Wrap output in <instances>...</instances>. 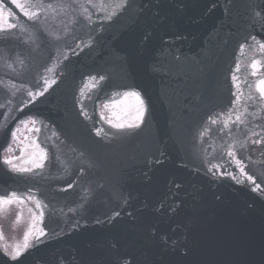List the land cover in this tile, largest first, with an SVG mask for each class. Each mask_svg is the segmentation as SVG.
Returning <instances> with one entry per match:
<instances>
[{
  "label": "water",
  "instance_id": "1",
  "mask_svg": "<svg viewBox=\"0 0 264 264\" xmlns=\"http://www.w3.org/2000/svg\"><path fill=\"white\" fill-rule=\"evenodd\" d=\"M18 2L41 15L0 0V195L47 235L11 260L40 210L0 206V264H264V0Z\"/></svg>",
  "mask_w": 264,
  "mask_h": 264
},
{
  "label": "snow or ice",
  "instance_id": "2",
  "mask_svg": "<svg viewBox=\"0 0 264 264\" xmlns=\"http://www.w3.org/2000/svg\"><path fill=\"white\" fill-rule=\"evenodd\" d=\"M13 3H15L18 8H20V10L23 13V15L26 16L29 20H32L35 24L39 23V18H40V15H41L40 11H32V12L26 11L24 5L19 3L18 0H13ZM127 6H128L127 0H125L124 7H127ZM49 7H51V5H49ZM86 10L87 9H85V11ZM262 11H264V10H262ZM9 15H11V13H9ZM255 15H260V13H255ZM88 19H90V17H88ZM262 26H264V25H262ZM9 27L11 29V28H15L16 26L14 24H10ZM3 31H5V29L0 27V32H3ZM252 40L256 41V37L253 36ZM256 43L258 45L260 53L264 54V43H261L260 41H256ZM259 63H260L259 60H254L252 62V64H251V67L255 70ZM236 71L237 72L239 71V65H237ZM252 74L255 75V71H253ZM100 79L103 80L104 77H100ZM232 79H233L234 86L239 91V83H238L239 78L235 74H233ZM44 83L47 85L49 82L47 80H45ZM249 87H251V86H249ZM256 88L259 91L260 99H264V79H260V80L257 81ZM45 91H47V88H44L42 91H39L38 93L29 92L28 95L33 97V99H34L35 96H37V95H41L42 96ZM125 95L126 96L130 95V96L135 97V99H136V101L138 102V105H139V107H137V109H136V113L137 114H136L135 119H136V121H142L143 113H144V101L141 99L140 94L137 93V92H131V93H126ZM233 95H236V93H234ZM238 99H239V97L237 96V100ZM236 102L237 101H233V105H235ZM227 115L229 116V119H231V109H229V113H227ZM210 120H211V123H213V124L216 123L215 119L210 118ZM30 122L35 124L34 120H32ZM235 122H238V123H242L243 122V121H241L240 115L236 116ZM25 123H28V121H26ZM112 127L116 128L118 130H125L126 128L127 129H135V128L139 127V123H130L127 126L124 125V124H113ZM224 127L227 128V123H225ZM17 131H19V129H17L16 131H13L11 133V136H12L13 140L17 139ZM36 131H39V129H36ZM97 135H99V132H97ZM259 142H260L259 140L256 141V143H259ZM37 147H39V146L37 145ZM7 151L11 152L12 151L11 147H9L7 149ZM227 155L230 156V157L235 158V153L232 152V151H229L227 153ZM46 158H47L46 151L44 149H40V162H34L32 164V167H18L16 165H14L12 160L9 159V158H5L3 163H5L7 165H10L11 166V170L14 171V172H17V173H30V172H33L34 169H37V168L42 169L44 167V164L42 163V161L44 159H46ZM236 163H237V165H240L241 161L237 160ZM213 167L215 168L216 166H213ZM211 170L212 169H210V171ZM240 172L242 174L247 175L246 173H244V168L243 167H240ZM225 174L231 175L230 173H227V170H225ZM247 178H248V180H250L253 183H255V181L252 180L251 176H248ZM72 186H73L72 184H68L67 188L64 189V190H67L68 188H71ZM177 187H179V185H177ZM256 188H259V185H256ZM25 199L32 200V201L35 202V206H36L37 209L40 210V217L42 218L43 215H44V209L47 208L48 205L44 204L40 200H38L35 197V195H33V193L31 191L28 192L26 197L24 196V194H22V193L18 194L16 192H11L10 194L0 195V206H2V205H12V204H24ZM29 211H31V209ZM116 215L119 216V213H117ZM129 215H131V213H129ZM18 219H19V217H18ZM35 219H36V216H35V214H33V220H35ZM45 235H47V232L45 231L44 228L35 229V231H34V225H30L28 230L24 233V236H23V241H24L23 242V248L25 250H27L29 248V246H30L29 237L30 236H32L33 239L38 243L40 241L41 237H43ZM17 249H19V246H17ZM20 254H21L20 251L17 250L14 253V255H13V259L18 257ZM59 264H71V262L67 261V260H61L59 262ZM114 264H125V262L122 261L120 258H117L114 261Z\"/></svg>",
  "mask_w": 264,
  "mask_h": 264
}]
</instances>
